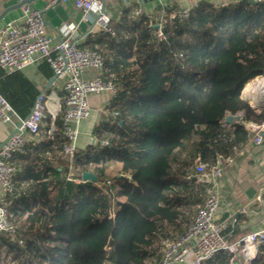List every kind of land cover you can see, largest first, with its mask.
Returning <instances> with one entry per match:
<instances>
[{"label":"trees","instance_id":"1","mask_svg":"<svg viewBox=\"0 0 264 264\" xmlns=\"http://www.w3.org/2000/svg\"><path fill=\"white\" fill-rule=\"evenodd\" d=\"M154 16L124 9L111 17L112 34L78 44L102 57V80L119 91L93 128L95 144L70 161L63 107L45 113L38 141L11 161L13 232L0 234V264H157L162 240L184 231L210 189L184 176L198 161L210 168L233 157L251 139L244 125L264 123V106L241 96L264 76V0ZM39 94L22 71L0 69V96L17 118L29 116ZM228 114L240 118L224 126ZM84 172L96 182H82ZM231 258L220 252L205 264ZM251 264H264V246Z\"/></svg>","mask_w":264,"mask_h":264},{"label":"built area","instance_id":"2","mask_svg":"<svg viewBox=\"0 0 264 264\" xmlns=\"http://www.w3.org/2000/svg\"><path fill=\"white\" fill-rule=\"evenodd\" d=\"M124 1L135 6L134 15H139L146 0ZM56 3H71L81 12L82 21L88 22L91 26L92 24L98 26L102 32L112 34L109 27L111 16L105 11L102 0H49L44 9ZM20 11V17L7 22L0 29V69L7 73L22 71L27 67H33L42 59L48 65L54 79L61 82L64 93L62 132L68 142L63 154L70 161L76 151L75 126L89 119L92 114L90 97L107 95L111 99L118 93L119 87L110 81L102 80L103 59L99 54L77 48L78 43L72 38L73 25L63 26L59 32V40H55L46 32L40 10L33 5L23 4ZM188 11V9L179 11L178 15L186 17ZM160 27V23L153 25L158 39L162 38ZM89 71L97 74L86 80L84 75ZM257 78H255L257 85L258 80H264V76ZM259 87L264 88V85ZM46 104V96L40 93L29 116L21 120L0 96V125L13 127L12 132L0 146V234L13 232V226L7 222L6 197L13 191L12 179L16 171L11 161L17 155L24 154L25 135H37L45 117ZM244 128L251 134V142L256 146L261 145L264 123L248 122ZM232 161L233 157H218L210 168L198 161L191 173L184 176L186 180L195 179L196 182L206 183L210 189L206 190L202 205L184 231L162 240L161 255L157 264H205L220 252L232 254L229 263L238 257L242 262L251 264L259 246H264V228L229 242L224 235L226 223L217 219L220 205V197L216 190L217 181L224 167ZM66 179L73 181L71 176H67Z\"/></svg>","mask_w":264,"mask_h":264},{"label":"crops","instance_id":"3","mask_svg":"<svg viewBox=\"0 0 264 264\" xmlns=\"http://www.w3.org/2000/svg\"><path fill=\"white\" fill-rule=\"evenodd\" d=\"M48 1L35 0L33 6L43 13L42 18L46 32L55 40H59L60 29L66 25L74 26L72 38L78 44L88 37L102 33L98 26H93V24L91 26L88 22L82 21L81 12L75 9L71 3H56L48 9H44ZM239 1L242 0H146L142 11L148 15H155L154 17H161L182 10H189L200 2L220 6ZM17 3L16 0H0V14L6 8L14 7ZM103 3L105 11L113 19L117 18L124 9L132 8L133 13L136 9L135 6L129 5L124 0H103ZM20 16V8H13L0 20V29L7 22ZM22 72L40 93L46 96L47 115H55L63 107L64 93L61 82L54 79L50 69L42 59L38 60L33 67L23 69ZM95 74L97 73L86 72L84 78L89 80ZM256 82L255 79L248 82L242 90L241 96L254 109H260L264 106V88H260ZM109 102L110 99L107 95L90 97L92 110L90 118L75 126L77 130L76 150L82 151L87 146L95 144L93 128L100 121L104 108ZM222 124L229 126L231 123L225 125L222 122ZM12 130L11 125H0V146ZM261 136V145H254L250 139L233 156L232 163L224 167L223 173L217 181L216 190L220 197L217 219L226 223L227 228L224 235L229 242L264 228V129ZM37 137L26 134L25 141L26 143L37 142ZM239 262L235 259L229 264H239Z\"/></svg>","mask_w":264,"mask_h":264},{"label":"water","instance_id":"4","mask_svg":"<svg viewBox=\"0 0 264 264\" xmlns=\"http://www.w3.org/2000/svg\"><path fill=\"white\" fill-rule=\"evenodd\" d=\"M35 0H25V1H20L18 2L14 7H9V8H6L4 11H2V13L0 14V20L3 19V17L10 11L12 10L13 8H20L23 4H28V5H33V2ZM102 5H103V0H102ZM102 12H104V10L102 9L101 10ZM42 12H40V15L42 16ZM240 118V114H236V115H226L223 119V123L225 125H229L231 123L232 120H238ZM81 180L82 182H87V181H91V182H96V177L92 174V173H89V172H84L82 173L81 175ZM257 256V252L255 254V257L253 258V260L251 261V263L255 260Z\"/></svg>","mask_w":264,"mask_h":264},{"label":"rangeland","instance_id":"5","mask_svg":"<svg viewBox=\"0 0 264 264\" xmlns=\"http://www.w3.org/2000/svg\"><path fill=\"white\" fill-rule=\"evenodd\" d=\"M152 27H153V26H152ZM118 170H119L118 165H114V166H112L110 169L106 170V171H105V174H106V176H108L107 179L111 180V178L113 177V175L117 174ZM107 184H109V183H107ZM236 259H237L238 261H240L239 264H246V263L242 262L241 260H239L238 257H236ZM152 264H153V263H152ZM154 264H155V263H154Z\"/></svg>","mask_w":264,"mask_h":264},{"label":"bare ground","instance_id":"6","mask_svg":"<svg viewBox=\"0 0 264 264\" xmlns=\"http://www.w3.org/2000/svg\"><path fill=\"white\" fill-rule=\"evenodd\" d=\"M258 85H264V80L263 79L258 80Z\"/></svg>","mask_w":264,"mask_h":264}]
</instances>
